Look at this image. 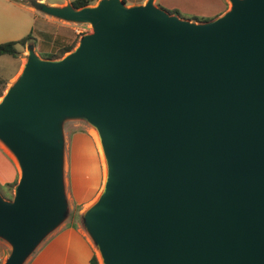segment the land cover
<instances>
[{
    "label": "water",
    "instance_id": "water-1",
    "mask_svg": "<svg viewBox=\"0 0 264 264\" xmlns=\"http://www.w3.org/2000/svg\"><path fill=\"white\" fill-rule=\"evenodd\" d=\"M206 22L155 0L34 6L93 32L60 59L33 48L0 102L21 177L0 194L5 264L68 217L62 124L99 133L107 179L84 227L104 264H264V0Z\"/></svg>",
    "mask_w": 264,
    "mask_h": 264
},
{
    "label": "rangeland",
    "instance_id": "rangeland-1",
    "mask_svg": "<svg viewBox=\"0 0 264 264\" xmlns=\"http://www.w3.org/2000/svg\"><path fill=\"white\" fill-rule=\"evenodd\" d=\"M37 1L49 7H54L65 5L68 2L73 4L76 0ZM99 1L95 0L92 6H95ZM123 1L126 2L127 6H130L129 4L136 0ZM34 2L35 0H0V44L19 41L28 35L33 37V40L25 47L17 46L19 49L18 58L15 59L8 55L0 57V77L6 82L5 88L0 85V90L4 88L2 96L5 95V92L8 91L9 87L19 76L23 65H25L29 57L31 48L44 59L50 55H54L55 59H60L57 57L60 56L64 48L74 43V50L85 35L93 32L90 24L69 22L49 16L36 8ZM230 8L231 2L228 1L227 11ZM165 10L169 12L168 9L165 8ZM181 15V17L184 16L183 18H185L184 14ZM62 129L65 147V186L68 188L70 207V192L75 204H84L97 194L102 180L103 183L96 198L100 197L99 194L103 190L107 168L100 156L97 142L93 138V131L97 132V130L92 123L85 118H67L62 124ZM0 145L4 146L9 153V157L18 168L17 177L11 160L0 162V171L4 175V178H0V194L5 199L12 200L15 195V187L21 177V170L15 155L1 141ZM13 174L16 182L13 181L12 185L8 187L7 184L10 183L8 177L13 176ZM6 180L8 182L4 183L3 181ZM78 211L76 208L71 209L69 211L70 219H73ZM11 251L12 247L6 241L0 239V258L2 263L4 262L3 264H5ZM97 257L101 264V254L98 249Z\"/></svg>",
    "mask_w": 264,
    "mask_h": 264
},
{
    "label": "crops",
    "instance_id": "crops-1",
    "mask_svg": "<svg viewBox=\"0 0 264 264\" xmlns=\"http://www.w3.org/2000/svg\"><path fill=\"white\" fill-rule=\"evenodd\" d=\"M145 1L146 0H136L129 5H140ZM67 4H69V2L65 3V5ZM92 4L88 6H92ZM155 4L169 11L177 10L180 13V17L182 16L181 14H184L185 18L188 17L192 21H194L193 18L195 17L213 20L223 15L228 8V0H155ZM65 5L56 7H63ZM8 160H11L14 165L15 173H17L18 177L17 166L9 157V153L4 146L0 145V162L3 163ZM0 178H4L1 171ZM8 178L9 182L13 183L14 174ZM3 182L5 183L8 181L6 180ZM102 183L103 181L101 180L97 194L84 204L74 203L69 188V198L71 200L70 210L74 208L78 209L77 215H74V218L70 219L69 214L67 219L38 246L25 264H90L92 258L95 255L97 256V248L84 227L83 216L85 211L96 201ZM66 192L68 199L67 187Z\"/></svg>",
    "mask_w": 264,
    "mask_h": 264
},
{
    "label": "trees",
    "instance_id": "trees-1",
    "mask_svg": "<svg viewBox=\"0 0 264 264\" xmlns=\"http://www.w3.org/2000/svg\"><path fill=\"white\" fill-rule=\"evenodd\" d=\"M94 2H95V0H76V1H74L73 6L76 9H79L81 7H84V6H88V5H90V4L94 3ZM169 13H171L173 15L175 14V15H179L180 16L179 11H177V10L169 11ZM193 20L197 21V22L209 21L207 19L198 18V17L193 18ZM31 40H33L32 35H28V36L20 39L19 41H14V42H8V43L0 44V57L4 56V55H8V56H11V57H13L15 59L18 58L19 57V49L17 48V46L25 47ZM74 47H75L74 43L72 45H70V46H67L66 48H64V50L61 51L60 56L57 57V58H61L65 54L71 52ZM55 58L56 57H54V55H50L48 57H45V59H55ZM5 84H6V82L4 81V79L0 77V85L5 88ZM4 88H2L0 90V97L3 94ZM14 182H16V180ZM7 185H8V187H10L12 185V183H9ZM90 264H100V261H99V259H98V257L96 255L92 258Z\"/></svg>",
    "mask_w": 264,
    "mask_h": 264
},
{
    "label": "bare ground",
    "instance_id": "bare-ground-1",
    "mask_svg": "<svg viewBox=\"0 0 264 264\" xmlns=\"http://www.w3.org/2000/svg\"><path fill=\"white\" fill-rule=\"evenodd\" d=\"M24 68V67H23ZM23 70L21 71L20 75L22 74ZM19 75V76H20ZM19 76L16 78V81L17 79L19 78ZM15 81V82H16ZM8 91L5 92V94H7ZM3 100V97L0 99V102ZM93 138H95V141L97 142V146H98V150H99V153H100V156L101 158L103 159L105 165H106V156H105V153H104V149H103V145H102V142H101V139H100V136H99V133L98 132H95L93 131ZM106 179H107V171L105 172V181H104V184L106 182ZM103 190H104V186H103ZM102 190V192H103ZM101 264H104V261H103V258L101 257Z\"/></svg>",
    "mask_w": 264,
    "mask_h": 264
},
{
    "label": "built area",
    "instance_id": "built-area-1",
    "mask_svg": "<svg viewBox=\"0 0 264 264\" xmlns=\"http://www.w3.org/2000/svg\"><path fill=\"white\" fill-rule=\"evenodd\" d=\"M1 263H2V259L0 258V264H1ZM3 263H4V262H3ZM3 263H2V264H3Z\"/></svg>",
    "mask_w": 264,
    "mask_h": 264
}]
</instances>
